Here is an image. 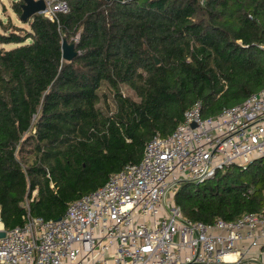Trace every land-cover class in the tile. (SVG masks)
<instances>
[{"label": "trees", "instance_id": "1", "mask_svg": "<svg viewBox=\"0 0 264 264\" xmlns=\"http://www.w3.org/2000/svg\"><path fill=\"white\" fill-rule=\"evenodd\" d=\"M58 22L0 19V220H57L141 160L200 101L215 116L264 87V0H66ZM75 56L62 59L61 43ZM134 95H125L122 87ZM105 88V91L101 89ZM175 204L212 225L264 208V159L230 166Z\"/></svg>", "mask_w": 264, "mask_h": 264}, {"label": "built area", "instance_id": "2", "mask_svg": "<svg viewBox=\"0 0 264 264\" xmlns=\"http://www.w3.org/2000/svg\"><path fill=\"white\" fill-rule=\"evenodd\" d=\"M43 1L49 21L69 11L66 0ZM201 109L196 101L171 134L145 143L138 163L70 202L59 220L32 217L27 205L22 226L6 231L0 220V264H219L241 257L242 239L256 246L264 208L206 225L185 218L174 197L184 182L264 159V87L215 116Z\"/></svg>", "mask_w": 264, "mask_h": 264}, {"label": "crops", "instance_id": "3", "mask_svg": "<svg viewBox=\"0 0 264 264\" xmlns=\"http://www.w3.org/2000/svg\"><path fill=\"white\" fill-rule=\"evenodd\" d=\"M255 233L258 240L256 246H251L248 239H242L237 244L243 253L241 257L228 255L225 262L219 264H264V225L258 228ZM237 260H239L238 263Z\"/></svg>", "mask_w": 264, "mask_h": 264}, {"label": "water", "instance_id": "4", "mask_svg": "<svg viewBox=\"0 0 264 264\" xmlns=\"http://www.w3.org/2000/svg\"><path fill=\"white\" fill-rule=\"evenodd\" d=\"M109 1V0H107ZM45 8L43 0H22L21 4V20L25 21L35 14H40ZM62 59L71 61L75 56L73 44H68L66 41L61 43ZM58 218L57 220H59ZM5 231H0V238L4 237Z\"/></svg>", "mask_w": 264, "mask_h": 264}, {"label": "rangeland", "instance_id": "5", "mask_svg": "<svg viewBox=\"0 0 264 264\" xmlns=\"http://www.w3.org/2000/svg\"><path fill=\"white\" fill-rule=\"evenodd\" d=\"M18 0H0V19L5 22L8 18L11 20L12 23L19 27H23L24 29H28V25L26 24H21L18 16L15 14V12L12 9V5ZM102 91H105V88L101 89ZM122 92L125 95H130L131 97H134L133 93L127 88V87H122ZM135 98V97H134ZM202 117H207L206 115L202 114ZM224 169L219 170V173H222ZM188 183L187 185L193 186L196 185L192 182H184Z\"/></svg>", "mask_w": 264, "mask_h": 264}, {"label": "bare ground", "instance_id": "6", "mask_svg": "<svg viewBox=\"0 0 264 264\" xmlns=\"http://www.w3.org/2000/svg\"><path fill=\"white\" fill-rule=\"evenodd\" d=\"M227 258V257H226ZM230 258V257H229Z\"/></svg>", "mask_w": 264, "mask_h": 264}]
</instances>
